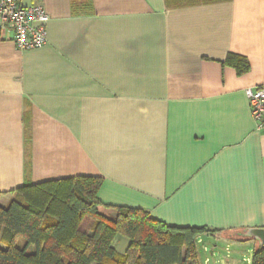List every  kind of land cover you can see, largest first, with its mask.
I'll return each mask as SVG.
<instances>
[{
    "label": "crops",
    "instance_id": "crops-1",
    "mask_svg": "<svg viewBox=\"0 0 264 264\" xmlns=\"http://www.w3.org/2000/svg\"><path fill=\"white\" fill-rule=\"evenodd\" d=\"M21 5L43 7L48 43L21 52L0 28V206L24 186L101 178L102 205L218 231L197 242L242 264L258 246L243 232L264 229V133L246 95L264 84V0Z\"/></svg>",
    "mask_w": 264,
    "mask_h": 264
},
{
    "label": "trees",
    "instance_id": "trees-1",
    "mask_svg": "<svg viewBox=\"0 0 264 264\" xmlns=\"http://www.w3.org/2000/svg\"><path fill=\"white\" fill-rule=\"evenodd\" d=\"M229 63L239 75L249 72L246 59ZM102 183L77 177L13 192L9 205L0 206V264H196L198 239L219 233L170 227L141 209L104 206L97 196ZM118 235L130 242L123 257L113 246ZM251 264H264V246H257Z\"/></svg>",
    "mask_w": 264,
    "mask_h": 264
},
{
    "label": "built area",
    "instance_id": "built-area-1",
    "mask_svg": "<svg viewBox=\"0 0 264 264\" xmlns=\"http://www.w3.org/2000/svg\"><path fill=\"white\" fill-rule=\"evenodd\" d=\"M49 16L40 5L25 8L21 0H0V28L14 34V43L21 52L47 45L46 24ZM246 95L256 131L264 133V84L248 89ZM251 261L248 259L247 263Z\"/></svg>",
    "mask_w": 264,
    "mask_h": 264
},
{
    "label": "rangeland",
    "instance_id": "rangeland-1",
    "mask_svg": "<svg viewBox=\"0 0 264 264\" xmlns=\"http://www.w3.org/2000/svg\"><path fill=\"white\" fill-rule=\"evenodd\" d=\"M13 196L15 195L13 194ZM129 244L130 242L128 238H126L125 236L118 235L116 237V239L114 240L113 246L119 257L120 256L123 257L126 254ZM204 245L210 248L207 252H204ZM23 246H24V240L20 239L19 247H23ZM250 250L251 249L247 248L241 254L240 259H241L242 264H247L246 263L247 259H250L251 262L253 261L254 252ZM197 251H198L199 258L202 260V263H204V261L208 259L210 264H214L217 262H223V264H226L227 260L233 254V249L231 248L227 249L226 245H223V244L218 245L216 243H213L210 239H207V238H205V240H201L200 242H197Z\"/></svg>",
    "mask_w": 264,
    "mask_h": 264
},
{
    "label": "water",
    "instance_id": "water-1",
    "mask_svg": "<svg viewBox=\"0 0 264 264\" xmlns=\"http://www.w3.org/2000/svg\"><path fill=\"white\" fill-rule=\"evenodd\" d=\"M242 237L256 242L260 247L264 246V229H247L243 232Z\"/></svg>",
    "mask_w": 264,
    "mask_h": 264
}]
</instances>
